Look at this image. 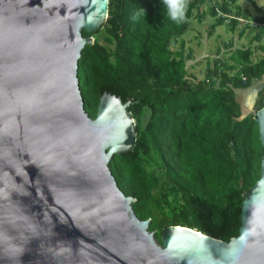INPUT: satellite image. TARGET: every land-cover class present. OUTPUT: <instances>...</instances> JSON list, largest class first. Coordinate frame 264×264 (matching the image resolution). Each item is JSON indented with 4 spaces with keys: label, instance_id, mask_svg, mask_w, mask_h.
Masks as SVG:
<instances>
[{
    "label": "water",
    "instance_id": "1",
    "mask_svg": "<svg viewBox=\"0 0 264 264\" xmlns=\"http://www.w3.org/2000/svg\"><path fill=\"white\" fill-rule=\"evenodd\" d=\"M110 0H0V264H264V154L228 242L151 219L110 163L137 132L127 104L104 93L85 110L79 61ZM264 149V107L256 113Z\"/></svg>",
    "mask_w": 264,
    "mask_h": 264
},
{
    "label": "trees",
    "instance_id": "2",
    "mask_svg": "<svg viewBox=\"0 0 264 264\" xmlns=\"http://www.w3.org/2000/svg\"><path fill=\"white\" fill-rule=\"evenodd\" d=\"M241 2L188 0L186 21L178 25L162 0H110L103 26L82 31L95 39L79 61L85 110L96 118L104 93L127 104L137 138L110 168L121 190L136 199L137 216L151 219L149 230L160 244L174 225L227 242L237 237L245 194L261 177L259 124L255 114L245 113L236 91L264 76V46L258 60L251 46L238 48L229 60L207 57L203 79L189 74L184 51L193 17L200 23L213 18L209 37L220 26L234 31L245 18ZM259 20L264 24V16ZM174 42L179 51L172 50ZM232 46L226 43L224 50ZM256 104L257 111L264 107V86Z\"/></svg>",
    "mask_w": 264,
    "mask_h": 264
},
{
    "label": "rangeland",
    "instance_id": "3",
    "mask_svg": "<svg viewBox=\"0 0 264 264\" xmlns=\"http://www.w3.org/2000/svg\"><path fill=\"white\" fill-rule=\"evenodd\" d=\"M243 4H246L247 2L245 0H241ZM257 6H260V4H264V0H252L251 2H248V11L250 15L254 19H259L260 17L264 16V10L263 11H256L255 4ZM206 7V6H203ZM213 18L208 17L204 23H200L197 20L194 19V17L190 20L191 27L187 34L183 37V40L185 42L184 51L185 55L187 57V64H188V70L189 74L195 73L199 79H203L206 71V64L204 60L209 57L210 59H214L216 57H225L226 60H229V56L237 51L238 45H240L239 48H247L251 46L254 49V53H257V56L260 58V53L262 52L261 47L264 46V36L260 39L252 38V42L249 43L246 41H243V39H240V32L241 29L232 30L227 25L220 26L216 28L215 33L213 36L209 37L208 31L209 26L211 24V21ZM242 24H246L243 23ZM256 27V26H255ZM239 28H244L240 27ZM259 28V27H256ZM263 28V27H262ZM245 29V28H244ZM259 33H263V31H260ZM232 42L233 46L229 50H224V44H228ZM171 48L173 51H179L180 50V44L179 42H174L171 45ZM218 49H222L223 54L219 56L217 53ZM198 68L191 69L192 66L199 65ZM264 76L260 81H255L252 87L248 89H239L236 91V97L239 100L243 110H245V113H251L255 114L257 109V98H258V92L263 88L264 84ZM263 82V83H261ZM148 117H145L144 121H147Z\"/></svg>",
    "mask_w": 264,
    "mask_h": 264
},
{
    "label": "clouds",
    "instance_id": "4",
    "mask_svg": "<svg viewBox=\"0 0 264 264\" xmlns=\"http://www.w3.org/2000/svg\"><path fill=\"white\" fill-rule=\"evenodd\" d=\"M162 2L169 19L178 25L186 21L188 0H162Z\"/></svg>",
    "mask_w": 264,
    "mask_h": 264
},
{
    "label": "crops",
    "instance_id": "5",
    "mask_svg": "<svg viewBox=\"0 0 264 264\" xmlns=\"http://www.w3.org/2000/svg\"><path fill=\"white\" fill-rule=\"evenodd\" d=\"M241 4L243 5V7L244 8H246V11H244V17L245 18H247L248 20H253V21H257V22H259L260 20L259 19H254L253 17H252V15H250V13H249V11H248V3H246V4H243V2H241ZM264 10V4H260V6L256 9V11H263ZM239 26L240 27H244V28H239ZM257 27V26H256ZM255 26H253V25H248V24H239L238 25V29H241V31L242 30H244V34L241 36V38L240 39H243V41H246V42H248V45H249V43H251L252 42V38H253V36L255 35H257L260 31H264V28H262V27H264V26H261V27H259V28H256ZM236 28V29H237ZM254 36V37H255ZM264 36V34L262 35V37ZM261 37V38H262ZM240 47V45H238V48ZM261 54L262 53H260V57H261ZM259 59V57L257 56V53H254V60H258ZM258 81H260V80H258ZM257 82V81H256ZM264 82V81H263ZM263 82H261V83H263ZM263 86H264V84H262Z\"/></svg>",
    "mask_w": 264,
    "mask_h": 264
},
{
    "label": "built area",
    "instance_id": "6",
    "mask_svg": "<svg viewBox=\"0 0 264 264\" xmlns=\"http://www.w3.org/2000/svg\"><path fill=\"white\" fill-rule=\"evenodd\" d=\"M230 18H233L232 16H229ZM240 22H243V23H250L251 25L253 26H263L264 24H260L259 22L257 21H252V20H248V19H245V18H239Z\"/></svg>",
    "mask_w": 264,
    "mask_h": 264
}]
</instances>
